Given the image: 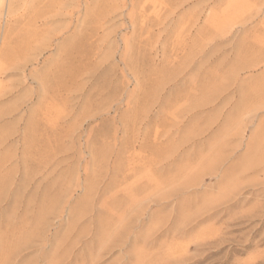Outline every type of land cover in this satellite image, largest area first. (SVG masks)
Segmentation results:
<instances>
[{
  "label": "rangeland",
  "instance_id": "1",
  "mask_svg": "<svg viewBox=\"0 0 264 264\" xmlns=\"http://www.w3.org/2000/svg\"><path fill=\"white\" fill-rule=\"evenodd\" d=\"M38 8L28 6L27 18ZM134 8L137 32L128 20L106 23L83 62L101 65L111 52L105 64L114 68L104 77L119 96L76 132L62 123L68 117L52 113L51 142L28 154L15 150L13 211L25 227L14 235L28 230L32 243L10 264H53L65 250L59 264H264V0H137ZM6 21L5 9L2 33ZM123 33L133 48L126 67L119 60ZM168 58L170 66L189 59L171 81ZM83 92L66 115L84 102ZM204 98L205 106H193ZM101 115L114 127L107 135ZM8 202L1 201L0 220L11 215Z\"/></svg>",
  "mask_w": 264,
  "mask_h": 264
},
{
  "label": "bare ground",
  "instance_id": "2",
  "mask_svg": "<svg viewBox=\"0 0 264 264\" xmlns=\"http://www.w3.org/2000/svg\"><path fill=\"white\" fill-rule=\"evenodd\" d=\"M135 1L137 2V0H0V155L3 154L4 150H8L9 152L0 157V171L2 170L3 164L5 162L11 161L9 166L11 167V170L8 173V180L0 182V204L5 197H9L8 204L12 209L11 215L8 217L6 216L3 220H0V264H10L15 256H17L21 251V249L28 247L32 243V236L28 230H26L21 237L15 236V232L17 230L19 232V228L23 229V227H25L24 224L19 225V223L15 221V211H13V209H15L18 205L17 203L19 198V191L12 188V178L16 170L15 168H12V166H14L13 160L15 157V150L17 151L20 149L28 154L31 150L35 149L34 147L45 148L44 146H46L48 142H51L50 140L53 134H50V131L55 133V131H53L55 130V125L50 127L51 125L48 123V117L52 113L58 112L59 117L61 115L62 117H68L62 123L67 125L71 132H76L77 129L83 126L82 123H85V120L87 125H90L91 119H89V117H97L98 110L110 103L113 97L119 96V91L116 90L117 92H113L115 87L113 90H111V81L109 82L108 76L107 78L104 77L105 74H109V72L114 68L112 63L105 64L111 57V52L103 56L104 61L102 60L103 62L101 65L92 66L91 64L88 65L83 62L84 60L91 59L93 57V53H91L89 48L96 43L97 39L93 40V38L103 29L106 23L116 22L118 20H128L132 24L133 34L137 32L136 23L134 20ZM30 5L36 8L39 7V10L27 18L25 13L27 11L26 9ZM173 8L174 7H172V9ZM5 9L7 11V21L2 33L1 17ZM169 13L171 14V12ZM161 20H163V18ZM27 22H33L34 24L39 23L41 25L43 24L46 25L47 28L44 30H39L38 28L33 29L31 27H24L23 24H26ZM163 22L167 21L163 20ZM163 24L165 26V23ZM116 31V29L110 31L107 34V37ZM204 32L207 33L206 30ZM204 32L203 34H205ZM35 35L41 36L39 39L31 40V36ZM130 39L131 38L128 37L127 33H123L121 36V40L123 41V49L120 53L119 60L124 64V67L128 66L130 48L133 50ZM92 49L94 50V48ZM131 56H133V54L130 55V59ZM172 60H169V58L164 60L167 63V68L164 71L167 81L177 79L189 65L188 59L187 62H180V64L177 66H170L173 62ZM98 68H101V70L98 72V74H96ZM85 75H91L92 79L91 81H87V83H85L88 84L86 89L84 87L85 84L83 85L81 82ZM14 76L19 77L10 79ZM97 84L100 86H98L99 89L96 87L98 90H96L94 87ZM161 84H163V82ZM183 86H181V88ZM202 89L203 87H201V90ZM82 90H84L82 95L86 101L84 100L83 103H79V101H77L78 106L75 107V109L72 111V114L69 116L66 115V106L69 102L77 100L80 96V94L78 95V92ZM185 92L186 94L188 93L186 90ZM207 102L208 99L204 98L202 100L195 101L193 106L196 108L203 107L207 104ZM110 104H112V101ZM67 112L69 113V111ZM194 114H196V112ZM100 118L104 120H102L104 124L102 128L99 127V129H101V133H103V135H107L114 128L113 124L112 122L110 123V118L108 116L101 115ZM64 132L66 131L63 130V136L68 135V133L65 134ZM104 137L107 138V136ZM256 139H258V137H255V140ZM95 141L96 140H94V142ZM92 153L94 154L93 151ZM95 154H97V152ZM26 159L30 160V155H27ZM42 169L44 170L46 168ZM20 187L24 188V186ZM85 205L87 206V204ZM86 206L85 208L76 207L77 209H75L74 215H77L78 217L79 213L83 212L85 209H88ZM47 212H49V210L45 207L42 213L45 215ZM4 213V211H0L1 217L4 216ZM43 217L38 218V221L42 220ZM102 227H104L103 224ZM3 229L5 231H3ZM111 235L114 236L113 234ZM110 239L111 238H108V241ZM101 244L102 243H100V247L102 246ZM65 255L66 250L58 255V260H54L55 263L53 264H59L60 260L64 258Z\"/></svg>",
  "mask_w": 264,
  "mask_h": 264
}]
</instances>
